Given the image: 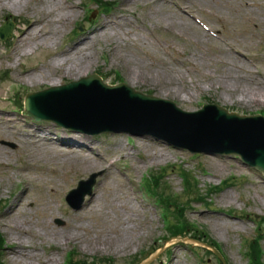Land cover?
<instances>
[{
	"label": "rangeland",
	"instance_id": "1",
	"mask_svg": "<svg viewBox=\"0 0 264 264\" xmlns=\"http://www.w3.org/2000/svg\"><path fill=\"white\" fill-rule=\"evenodd\" d=\"M117 1L118 8L109 14L95 13L90 23L87 22L86 16L91 10H96L97 5L93 3L88 6L86 5L87 0H74L79 5V15L63 27L56 43L39 46L33 52L22 55L20 59L16 56H0V76L8 71V76H5L3 81L0 78V113L11 112L20 122L14 127V132L9 128V135L6 133L7 125L0 123V133L5 132L8 136V140L0 139V206H5L0 214V230L6 239V246L1 251L2 262L3 264H39L37 257H45L54 253L57 255L58 264H64L67 253L75 250L77 259L81 261L97 264H130L136 257L141 258L161 245V239L167 234L164 222L159 217L160 210L156 209L154 202L149 200L143 191L141 186L143 178L151 172H160L167 167L166 179L172 191L180 194L184 184L179 170L185 165L197 173L199 186L203 189H207L212 184H218L224 179L229 178L235 181L231 187L215 195L210 200V205L193 203L188 208L187 218L221 243L223 252L231 264H248L243 253V240L251 239L256 233V223L251 218L264 216V178L253 168L244 165L238 157L204 154L191 157L187 150L175 149L151 136L136 137L125 133H105L92 136L65 129L73 133L77 140H81V135L88 138L89 142L86 143L88 146L85 149L94 164L87 168L80 158L81 155L76 157L72 154L70 156L60 154L65 150L58 148L57 141L54 140L53 146L44 142L35 143L26 139L17 128L18 125H22L20 117L26 118L21 114L15 102L23 97L25 93L23 87L26 86V91L43 88L29 87V82L22 76V71L25 68L43 67L63 47L73 41L93 37L92 30L98 19L97 25L105 20L119 23V27L115 25L113 27L121 33L120 42L123 43L121 48L123 54H127L130 58L133 55L138 60L142 59L154 72L157 69L168 67L184 73V80L192 88L193 99L184 101L178 97H166L175 102L179 108L196 111L202 103H215L241 114L261 112L264 115L263 102L247 103L237 93L230 96L223 89L225 80L232 78L228 72L234 73V78L244 77L242 70H238V67L232 68L230 64L224 62L223 57L228 56L227 53L240 58L247 70L252 73V76L247 74V85L256 84V80L263 83L264 44L259 49L255 47V44L260 40L258 36L264 38V21L262 20L264 19V0L189 1L190 7L204 22L221 34L224 42L210 36L208 32L193 25L190 21L191 24H189L186 18L179 17V10L171 0ZM31 12L30 8L16 12L9 6L0 7V23L6 21V18L7 20L14 19L18 23L15 25L13 35L17 34L19 29L25 26L19 21L27 16L30 17ZM17 16L21 18L17 20ZM251 16L255 21L262 23L257 36L252 35L255 30L247 20V17ZM118 19L121 20L118 21ZM80 23L84 26L82 30L77 31ZM122 30L130 32L137 38L124 37ZM160 40L161 44H159ZM7 41L9 44H5ZM12 41L13 36L6 41L0 40V54H6ZM118 41L97 38L94 42L91 73L95 71L102 73L105 77L108 75V81L114 82L118 72L123 81L130 86L160 96L159 90L153 88L152 85L130 83L129 76L122 67L125 61L121 59V64H118L116 60H113L112 46L119 44ZM120 46L121 44L119 48ZM232 46H237L236 49L241 55L229 50ZM247 56L255 61L258 59L260 68L257 66L256 69L252 66ZM221 62L223 64H220ZM72 80L74 79L67 78L64 83ZM208 84L214 85L213 88H209ZM56 127L64 129L60 126ZM93 144L94 148L91 149L90 145ZM155 149L164 150L165 156L156 157L152 153ZM7 153L10 156H5ZM100 156L110 160V168L101 164ZM64 157H66L65 160H60ZM52 168L56 171L53 172ZM95 172H102L94 186L96 195H102V197L97 202L91 196L86 198L85 203H92L95 208L94 214L89 213L81 223L80 240L67 243V245L61 243L60 246L56 241L47 240L45 244L36 241L33 249L29 248L32 263L20 261L24 260L21 258L14 259L9 249L14 241L4 226L9 209L21 203L17 210L18 217L31 221L33 226L30 229L34 232L42 233L41 221H48L51 216H53L51 224L64 231L68 229L71 222L78 223V220H75V213H73L75 210L68 208L63 192L76 187L79 180L88 179ZM127 201L137 208L138 212H134L133 208L126 205ZM138 205L145 206L146 209L143 210ZM125 211L134 212L139 215L137 218H145L148 223L146 229H141L136 217L131 222L134 227L143 232L132 247L121 251H116L114 248L107 250L104 247L100 249L86 247L84 242L86 237L95 238L101 234L108 235L106 232L114 233L111 229H101L100 220H105L115 226L117 218L121 217ZM225 211L231 214L227 215ZM245 214H247L246 219L238 216H245ZM125 223L128 224L126 221ZM198 253L205 257L207 264H218L215 256L204 248L184 244L174 245L170 250L161 253L151 264H170L173 260L176 264H198ZM107 259H111L112 262H108Z\"/></svg>",
	"mask_w": 264,
	"mask_h": 264
},
{
	"label": "bare ground",
	"instance_id": "2",
	"mask_svg": "<svg viewBox=\"0 0 264 264\" xmlns=\"http://www.w3.org/2000/svg\"><path fill=\"white\" fill-rule=\"evenodd\" d=\"M61 1L62 0H0V7L9 6L10 9L15 10L16 12L26 11V8H30L32 11L30 19L27 20V25L23 27L22 33L18 37V43L15 48L18 57L20 54L26 55V53L36 50L39 46H49L54 44L61 35L63 27H65L73 18L78 17L79 9H77L76 4L73 2L64 3ZM32 4L33 6L31 7ZM178 8L182 15L178 14L179 17L185 19L186 8L182 5H179ZM253 19L254 17L251 16L250 20L252 21ZM185 20L189 23L188 19ZM262 20L264 21V19ZM190 22L193 24L192 21ZM251 23L254 26V35H258V25H262V23L257 21H252ZM115 24L116 23L113 21H103L99 27L93 29L94 37H85L80 41L70 43L57 52L51 61L45 64L42 68L23 70L22 75L25 77L24 79L29 81L33 87L42 85L57 86L63 83L64 79L67 77L77 79L89 74L92 71L91 61L95 50V38L99 37L107 41L110 39L119 40L118 42L121 41V33L116 27H113ZM122 32L124 37L128 39L132 36L137 38V36L131 35L130 32L124 30H122ZM119 44H121L120 48ZM119 44L112 46L113 51L119 48V53H117V51L113 53V60H116L118 64H121V59L125 60V62H123L124 66L122 67L129 76L130 83L152 85L153 88L159 90L162 97L173 96L181 98L184 101L193 99L192 88L184 80V73L168 67L165 69H157V71L154 72L152 69H149L151 67L147 66L146 62L142 59L138 60L133 55L132 58H130L127 54H123V50L121 49L123 43L120 42ZM233 52L236 53L235 49H233ZM227 55L229 61H225L226 63H229L232 68L238 67V70L245 71L243 72L244 77L242 76L239 78H234V73L228 72L232 75V78L225 80V85L223 86L225 93H228L230 96L237 93L242 97V100L247 101V103L258 101L264 102V87L258 83L247 85V68L243 67L245 65L240 59H236V56H229L228 53ZM240 75L242 74L240 73ZM219 85L221 86V84ZM213 86L214 85L208 84L209 88H213ZM0 123L7 125L8 128L6 133L9 135L8 131L13 129L19 121L15 118V114L9 112V114L0 113ZM29 123L30 126L24 127V132L29 139H34L35 141L43 139L46 143L51 142L48 141V139L53 136L46 137L42 133H58L59 135H66L57 131L58 129L56 130L51 125ZM6 133L1 132L0 139L8 140ZM60 137L64 138L63 141L66 142L61 143L58 146L65 150L61 151L60 154H68L69 156L72 154L76 157H80L79 155H81L83 158H80L85 162L87 168L94 164L93 160L82 152L81 145L84 146L89 142L87 137H81L83 142L76 141L79 142V144L65 140L67 136ZM142 140L148 142L145 138H142ZM152 153L156 157L165 156L164 150L162 149L159 151L156 149L152 150ZM5 156H10V154L7 153ZM65 158L66 157L60 158V160H65ZM100 197H102V195L94 194L93 200L97 202ZM128 201L125 202V204L130 208H133V211L138 212V210L134 206H131ZM20 205L21 203H17L9 209L7 213L8 218L4 221V226L7 228L14 241V244L10 247V254L14 259L21 258L24 260L20 261H26L29 263H32V260L30 259L32 254H30L31 252L29 248L33 249V244L36 243V241L40 244H45L47 240L56 241L60 246L61 243L67 245V243H74L80 240L79 231L82 228L81 223L89 213L94 214L93 210L95 208L92 203L83 206L74 215L75 220H78V223L71 222L68 229L66 228L64 231L59 230L51 224V219H53V216H51L48 221H41L40 229L43 232L40 233L34 232L33 229H30L33 226L31 221L29 222L24 218L18 217L17 210ZM137 216L138 215L135 213L132 214L125 211L121 217L117 218L115 226L105 220H100L99 225H101V229H111L114 230V233L106 232L108 235L104 236L101 234L95 238L88 236L84 239L86 247H93L95 249L104 247V249L107 250L114 248L116 251L129 249L143 234L142 230H138L133 224H131ZM125 221L128 224H126ZM36 260L39 264H58L57 255L54 253L46 255L45 257L39 256ZM170 264H176V261L173 260Z\"/></svg>",
	"mask_w": 264,
	"mask_h": 264
},
{
	"label": "water",
	"instance_id": "3",
	"mask_svg": "<svg viewBox=\"0 0 264 264\" xmlns=\"http://www.w3.org/2000/svg\"><path fill=\"white\" fill-rule=\"evenodd\" d=\"M82 85H96L99 89V91L104 93H117V92H124L131 101H143V102H161L156 98L144 96L141 93L135 92L132 88L122 84L117 87H110L102 83V81L96 77L92 76L89 77L81 82ZM97 90H86V92H81L79 94V101L76 104L77 106L76 111H78V114L85 117L90 118H121V119H129V120H137L140 121L144 117L145 110L139 106L136 102L135 105L133 102L129 100H124L120 98H114L109 97ZM210 107L214 108L215 114L226 121H231L233 125L231 128H228L226 125L224 126H215L213 123L208 124H200L196 125L191 128L186 127L183 128L185 132H189L192 134H200L201 138L206 139L208 137V134L212 129H218L219 134L212 133L211 137L215 138L217 137L218 142H223V146L218 147L215 149V151L222 152V153H239L242 155L243 158H245L249 163L257 166L258 168H261L264 170V153H257L253 151L251 140L249 137H251L252 131L250 130L254 125L260 124L263 120L258 119V117H247V116H239L235 113L228 114L227 110L223 108H219L217 106H206L204 112L208 109L210 110ZM201 111L200 113H204ZM193 115V114H191ZM109 130H125L130 131V129H117L115 127H111L109 125L104 126L103 128H100L98 130L89 131L93 134H98L103 131H109ZM155 135H158L160 137L169 139L172 141V139L169 138L168 135L165 134H157L154 132H150ZM247 136V149L243 148L245 146L241 145H230L227 144L228 141H233L234 144L236 142L238 143L242 138H245ZM183 146H187L191 149L197 150V151H203L205 149L200 147H193L191 144H183Z\"/></svg>",
	"mask_w": 264,
	"mask_h": 264
},
{
	"label": "trees",
	"instance_id": "4",
	"mask_svg": "<svg viewBox=\"0 0 264 264\" xmlns=\"http://www.w3.org/2000/svg\"><path fill=\"white\" fill-rule=\"evenodd\" d=\"M2 242V237H1V235H0V243Z\"/></svg>",
	"mask_w": 264,
	"mask_h": 264
}]
</instances>
